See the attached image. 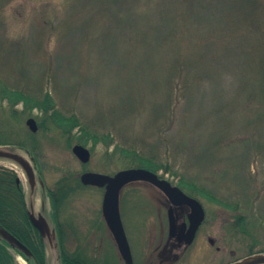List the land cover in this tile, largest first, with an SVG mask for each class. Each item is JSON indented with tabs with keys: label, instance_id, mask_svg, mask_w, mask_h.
<instances>
[{
	"label": "rangeland",
	"instance_id": "rangeland-1",
	"mask_svg": "<svg viewBox=\"0 0 264 264\" xmlns=\"http://www.w3.org/2000/svg\"><path fill=\"white\" fill-rule=\"evenodd\" d=\"M0 78L37 98L51 89L57 110L78 119L74 134L112 138L109 149L90 143L83 166L55 126L39 130L48 188L84 170L126 169L119 149H132L206 211L205 230L176 264H230L264 252V0H0ZM26 119L0 128H17L10 135L21 138ZM18 175L35 213L48 216L43 189L31 193ZM102 195L86 187L68 196L61 221L75 235L66 247L85 264H122L100 214ZM121 199L132 254L141 245L149 252V235L138 240L146 219L157 222L161 201L146 183L129 185ZM49 255L58 262L57 251Z\"/></svg>",
	"mask_w": 264,
	"mask_h": 264
},
{
	"label": "trees",
	"instance_id": "trees-1",
	"mask_svg": "<svg viewBox=\"0 0 264 264\" xmlns=\"http://www.w3.org/2000/svg\"><path fill=\"white\" fill-rule=\"evenodd\" d=\"M45 91L41 98H37L31 93L9 87L0 78V113L4 114V116L0 115V122L8 121L9 126H22L25 118L34 115L33 113L36 111L37 114L34 116L38 121L40 130L47 131L50 129V125L55 126L68 141V145L70 144L69 140H74L83 146H87L90 143L95 145L103 142L107 148L109 147V141H112V138L108 134L98 137L83 128L79 129V133L74 134L73 129L79 126L77 124L78 119L74 116H65L60 113L57 110L52 90ZM18 105L21 110H18ZM12 129L17 130V128ZM12 129L0 128V146H13L22 149L32 156L39 166V155L36 152L37 148H39L36 139L37 135L25 129L24 132H21L22 137L18 138L16 135L18 132L10 135ZM9 136H11L10 138L13 141L8 139ZM118 149L119 147L116 146L114 151ZM119 153L124 155L125 160L128 162V167H140L150 171H156L159 167L153 161L143 158L135 150L120 148ZM70 179L64 176L58 180L55 191L57 194H51L54 203L53 207H55L53 209L56 213L59 210V206L63 204L61 199L65 200L70 193V189H73L71 186L72 182L71 184L69 182ZM0 227L11 233L29 249L31 256L26 258L29 264H50L47 256V245L29 221L24 189L21 183H18L16 173L3 167H0ZM253 253L250 250L248 255ZM16 254L6 243L0 241V264H18L15 257ZM82 255L71 253L66 246H62L59 251L60 264H85L86 258Z\"/></svg>",
	"mask_w": 264,
	"mask_h": 264
},
{
	"label": "water",
	"instance_id": "water-1",
	"mask_svg": "<svg viewBox=\"0 0 264 264\" xmlns=\"http://www.w3.org/2000/svg\"><path fill=\"white\" fill-rule=\"evenodd\" d=\"M26 124L32 132L37 130V125L33 118H29L26 121ZM72 152L82 163H87L90 159L89 151L80 145L74 146ZM0 159H6L18 165L23 170L31 191L34 190L37 177L33 165L29 160H27L22 155L13 152L12 150L1 147ZM80 180L84 185L105 188L102 201L103 218L113 237V240L115 241L118 252L127 264H132V258L129 244L127 242L119 215V195L121 189L125 185L137 181L148 182L159 188L169 198L171 203L188 205L191 209V223L185 236H183V239L187 245L192 242L195 231L204 218L203 209L196 200L187 197L178 188L172 187L169 183L159 180L155 174L145 169H126L119 171L113 176L86 172L81 175ZM39 183L41 186H43V183L40 180ZM29 219L32 225L39 231L40 235L43 238H47L51 245L55 240V230L50 228L47 219L41 213L35 215L33 213L32 206H30L29 210ZM174 230L175 227L173 226V223H170V236H175ZM178 236L180 237V235ZM0 240L6 242L14 250L23 253L27 257H30L28 249L15 237L3 229H0ZM232 264H264V253L250 255Z\"/></svg>",
	"mask_w": 264,
	"mask_h": 264
},
{
	"label": "flooded vegetation",
	"instance_id": "flooded-vegetation-1",
	"mask_svg": "<svg viewBox=\"0 0 264 264\" xmlns=\"http://www.w3.org/2000/svg\"><path fill=\"white\" fill-rule=\"evenodd\" d=\"M149 187L154 190L155 195H157L158 199L161 201L159 206H156V210L158 212L157 215L158 220L156 223H153L151 221H148L146 218H145L146 220L144 219L145 221L143 224L144 227L145 226L146 227L142 232V237L140 236L141 238L138 241L141 243L144 236L149 235L148 248L151 249L153 246L154 248L152 250H148L149 252H147L145 251L144 247L141 245L140 252L138 253V255L134 256V254H132L133 264H176L184 257L186 252L192 246L196 245L201 233L205 230L206 219H207L206 211H204L205 218L196 231L193 243L190 246H184L183 236H185L186 231L189 227L188 216L190 213V208L186 205L172 206L171 203L169 202V199H167L161 191H159L154 186L150 185ZM47 189L52 194L53 189H49L48 187ZM189 196L192 197L191 195ZM163 208H165L166 223L163 222L161 219ZM169 210L172 212V216L176 220V229L174 230L175 237H171V238L169 236ZM135 224H137V221H135ZM148 225H150L151 227H149ZM57 231L58 233L60 232L59 228H57ZM139 232L141 233V230ZM176 235H180L181 238H178ZM206 241L208 243L209 241H212L211 245L214 244L211 238H207ZM119 259L122 262V264H125L120 257Z\"/></svg>",
	"mask_w": 264,
	"mask_h": 264
},
{
	"label": "bare ground",
	"instance_id": "bare-ground-1",
	"mask_svg": "<svg viewBox=\"0 0 264 264\" xmlns=\"http://www.w3.org/2000/svg\"><path fill=\"white\" fill-rule=\"evenodd\" d=\"M1 163V162H0ZM0 167H3V168H5L2 164H0ZM137 169H143V168H137ZM88 172H93V171H88ZM93 173H99V172H93ZM99 174H104V173H99ZM105 175V174H104ZM134 183H145V182H142V181H137V182H134ZM133 183V184H134ZM147 183V182H146ZM128 185H131V183L130 184H128ZM97 187V186H96ZM163 195L167 198V199H169L164 193H163ZM63 206H60V208H58L59 210H58V212L57 213H55V212H53L52 214H48V216H44L46 219H47V222H48V224H49V226H50V228L51 229H54L55 230V240L53 241V243L50 245V243L48 242V240H47V238H43L41 235H40V233H39V231L32 225V223H31V225H32V227L36 230V232L39 234V236L45 241V243L47 244L48 243V246L49 247H47V256H48V260L50 261L51 259H50V255H49V249H53V250H55V251H60V248L62 247V246H66V243H67V241H69V240H66V236L67 235H75L74 233V231L71 229V228H67V227H64L60 222H61V216H60V210H63ZM29 210H30V206L27 204V215H28V218H29ZM203 211H205L204 209H203ZM34 212V211H33ZM171 221H172V223H173V226L175 227V229H176V220H175V218L172 216V218H171ZM172 226V225H171ZM57 228H59V233H58V231H57ZM169 228H170V225H169ZM68 230H69V232H68ZM195 235V234H194ZM112 239H113V237H112ZM114 241V240H113ZM114 243H115V241H114ZM193 242H191L190 244H192ZM116 245V244H115ZM29 250V249H28ZM57 260H60V256H59V254L57 253ZM22 262L24 263V264H26L22 259H20V264H22ZM50 264H53V261H50Z\"/></svg>",
	"mask_w": 264,
	"mask_h": 264
}]
</instances>
